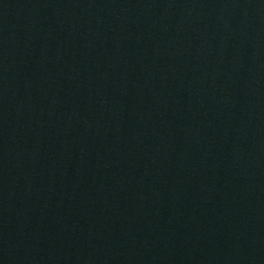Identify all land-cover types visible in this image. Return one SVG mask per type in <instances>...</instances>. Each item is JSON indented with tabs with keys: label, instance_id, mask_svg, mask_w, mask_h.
I'll return each mask as SVG.
<instances>
[{
	"label": "water",
	"instance_id": "obj_1",
	"mask_svg": "<svg viewBox=\"0 0 264 264\" xmlns=\"http://www.w3.org/2000/svg\"><path fill=\"white\" fill-rule=\"evenodd\" d=\"M0 264H264V0H0Z\"/></svg>",
	"mask_w": 264,
	"mask_h": 264
}]
</instances>
